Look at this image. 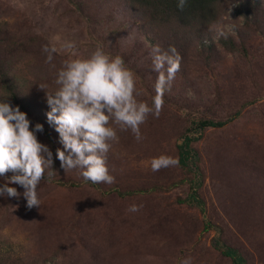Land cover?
Returning a JSON list of instances; mask_svg holds the SVG:
<instances>
[{"label": "rangeland", "instance_id": "rangeland-1", "mask_svg": "<svg viewBox=\"0 0 264 264\" xmlns=\"http://www.w3.org/2000/svg\"><path fill=\"white\" fill-rule=\"evenodd\" d=\"M246 2L230 3L217 26L241 40L247 56L220 50L212 58H204L197 50V37L188 34L173 42L182 55L180 70L164 95L159 117L150 115L140 129L143 138L153 140L145 149L131 131L118 130L119 142L108 153L115 183L93 188L84 182L79 169L65 173L60 162L52 179L76 187L65 189L41 181L39 207L49 200L81 199L80 206L71 209L76 212L74 221L88 224L90 229L83 242L93 252H85L86 261L55 256V248L77 249L78 240L67 236L56 205L40 211L29 209L24 189L13 184L9 186L21 193L19 199L0 196V231L8 237L7 244L0 243V264L21 255L39 264H181L186 258H191V264H231L212 248L211 239L217 232L207 229L206 222L221 228V239L244 256V264H264V0L254 16H237L236 7ZM94 7L96 10L85 17L67 0H0V21L11 22L19 33L36 38L33 64L38 62L40 68L32 64L30 69L45 82L46 91L57 89L58 70L75 58L65 48L72 42L81 58L98 47L111 56H121L136 75L137 88L142 91L138 99L151 106L157 76L152 70L153 47L139 37V26L123 6ZM215 28L209 37L217 41L223 36L218 37ZM204 40L209 42L206 35ZM53 48L56 51L48 63ZM39 85L36 82L31 87L41 92ZM215 89H221L218 101ZM186 104L200 109V116L209 115L211 108L222 118L240 112L225 127L206 131L194 145L204 175L199 190L202 211L185 201L189 190L185 182L179 184L184 173L177 166L151 170L155 157L176 158V138L186 123L184 112L178 109ZM4 182L0 177V185ZM173 182H178L177 186H170ZM153 185L167 190L144 191ZM113 188L135 195L121 198L111 193ZM133 204L140 206L139 211H128Z\"/></svg>", "mask_w": 264, "mask_h": 264}, {"label": "clouds", "instance_id": "clouds-1", "mask_svg": "<svg viewBox=\"0 0 264 264\" xmlns=\"http://www.w3.org/2000/svg\"><path fill=\"white\" fill-rule=\"evenodd\" d=\"M187 0H178L177 7L183 10ZM217 36L227 38L222 27L215 28ZM65 48L75 58L64 62L56 74L54 93L46 91L47 120L55 127L62 148L56 149V158L65 173L79 169L85 181L93 184L115 183L110 174L108 153L119 142V131H131L137 142L143 139L141 126L149 116L159 117L166 91L180 70L182 57L174 46L162 51L153 47L152 70L157 73L155 96L150 106L138 99L142 91L137 88L135 73L119 55L111 56L103 48H96L88 57L77 56L76 45L69 42ZM45 51H49L45 49ZM53 48L47 62L53 60ZM45 90L44 85H39ZM43 125L31 128V121L19 106L13 107L7 99L0 100V196L21 197L16 187L24 189L22 195L29 209L39 207L38 186L41 181L51 180L57 173L53 169V153L41 143L37 133ZM172 156L161 155L151 161V170L178 166ZM11 172L10 177L7 174ZM140 206L131 205L128 211L137 212ZM181 264H191V258Z\"/></svg>", "mask_w": 264, "mask_h": 264}, {"label": "trees", "instance_id": "trees-1", "mask_svg": "<svg viewBox=\"0 0 264 264\" xmlns=\"http://www.w3.org/2000/svg\"><path fill=\"white\" fill-rule=\"evenodd\" d=\"M75 8L76 12L82 16L87 17L91 15L92 11L96 8L94 5L102 7L111 3H116L130 14L133 21L139 26V37L142 41L147 42L148 46L159 45L161 50L167 51L169 46H176L173 44L179 41L183 35L188 34L189 37H197L199 55L204 58H212V54L217 55L220 50L229 55L242 54L247 56V50L241 40L236 41L233 37L228 36L220 37L214 41L209 37V33L217 26L224 13L229 8V4L240 0H187L183 10L177 7L178 0H67ZM263 0H247L246 5H238L235 10L237 16L249 18L254 16L258 9L261 7ZM206 35V39L204 40ZM176 39V40H175ZM36 38L33 36H26L19 33L18 29L13 27L11 22L0 21V100L7 99L13 107L19 106L20 110L27 114L28 119L31 121V128L34 129L37 123L43 125V132H38L48 143L49 149L53 153V169L57 171V162L60 161L56 158V149L62 148L59 143V135L55 131V127L50 125L47 120V112L50 108L47 105L46 89H41V92L36 91L31 87V84L39 82L45 85V82L39 78L38 75L31 72L30 66L33 64L35 55H37L33 48L36 45ZM179 53L178 49L176 48ZM54 53V52H53ZM180 54V53H179ZM182 57V55L180 54ZM182 61V60H181ZM36 69L40 68L38 62L33 64ZM228 76V75H227ZM225 76V78L227 77ZM217 90L215 100H219L221 89ZM56 91V90H55ZM55 91H47L54 93ZM170 104V102H169ZM178 111H183L186 117L185 127L176 138L175 154L179 161L178 168L184 173L183 179L179 184L186 183L188 186L187 201H191L192 205L197 206L201 211L200 205L203 201L199 196V190L204 184V175L200 167V155L195 148V144L201 141L208 130H218L225 127L227 124L233 122L240 112L228 114L222 118L220 114L211 108L210 114L200 116V109L193 104H186L180 107ZM153 139L143 138L137 144L145 145L151 143ZM8 177L11 174H7ZM4 178V177H1ZM47 183H57L54 179H44ZM84 182L93 188H97L99 184H93L90 181ZM178 182H173L170 186H177ZM63 188H74L75 184L70 183L68 186L64 183H57ZM169 189V185H168ZM167 190L166 186L153 185L144 191L153 193L156 191ZM111 193H116L119 197L133 196V192L121 193L116 188L111 190ZM81 199H65L56 202L49 200L44 203L45 207H37L36 211L46 210L48 205L50 208L56 205V208L62 214V221L66 228L67 236H73L78 240V247L80 251L75 252L69 250L67 247L55 248V256L64 255L67 259L77 258L81 261L85 260V252L88 253L90 245L85 244L83 240L86 234L90 233V229L83 225L80 221H74L76 212L71 207L80 206ZM65 206L67 208H63ZM67 215V217L64 215ZM95 214V211H94ZM16 223V222H15ZM207 229L215 228L217 236L211 239V246L214 250L218 251L221 255L229 258L231 264H244L245 258L239 253L238 250L228 246L220 237L222 230L220 227L205 223ZM8 237L0 231V243L7 244ZM76 247V246H75ZM5 264H39L37 261L30 259L25 255H21L16 260H4Z\"/></svg>", "mask_w": 264, "mask_h": 264}]
</instances>
